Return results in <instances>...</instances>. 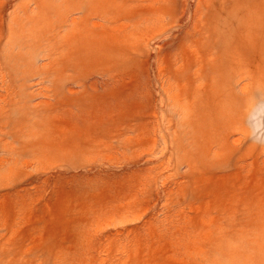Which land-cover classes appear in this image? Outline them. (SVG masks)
I'll return each instance as SVG.
<instances>
[{"label": "rangeland", "instance_id": "1", "mask_svg": "<svg viewBox=\"0 0 264 264\" xmlns=\"http://www.w3.org/2000/svg\"><path fill=\"white\" fill-rule=\"evenodd\" d=\"M0 264H264V0H0Z\"/></svg>", "mask_w": 264, "mask_h": 264}]
</instances>
